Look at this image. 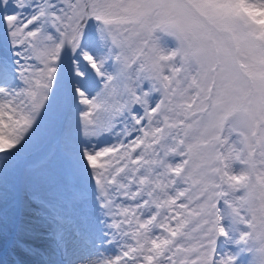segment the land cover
I'll use <instances>...</instances> for the list:
<instances>
[{
    "label": "snow or ice",
    "instance_id": "obj_1",
    "mask_svg": "<svg viewBox=\"0 0 264 264\" xmlns=\"http://www.w3.org/2000/svg\"><path fill=\"white\" fill-rule=\"evenodd\" d=\"M0 264H264V0H0Z\"/></svg>",
    "mask_w": 264,
    "mask_h": 264
}]
</instances>
